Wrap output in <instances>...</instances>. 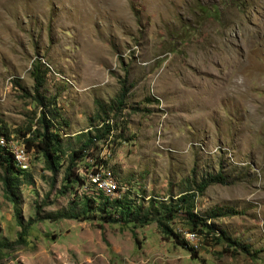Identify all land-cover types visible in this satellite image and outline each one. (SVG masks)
<instances>
[{
	"label": "rangeland",
	"instance_id": "374dc122",
	"mask_svg": "<svg viewBox=\"0 0 264 264\" xmlns=\"http://www.w3.org/2000/svg\"><path fill=\"white\" fill-rule=\"evenodd\" d=\"M42 112L63 138L61 165L25 146L18 205L0 165V264H264V0H0L4 138L23 146ZM102 116L107 139L67 181L70 151L104 128ZM211 174L224 180L195 193V212L234 210L208 218L230 242L189 232L182 213L172 227L188 246L156 221L83 213L87 198L175 200Z\"/></svg>",
	"mask_w": 264,
	"mask_h": 264
},
{
	"label": "trees",
	"instance_id": "16d2710c",
	"mask_svg": "<svg viewBox=\"0 0 264 264\" xmlns=\"http://www.w3.org/2000/svg\"><path fill=\"white\" fill-rule=\"evenodd\" d=\"M31 74L34 77L36 89L40 90L44 84L43 82L45 81V72L42 70V66L39 61L33 64V70ZM125 90L126 88L124 89L123 87V90L117 98V106L115 107L114 105H111V110L119 111L122 109ZM102 110V112L105 114V108H102ZM102 117L104 128L98 129V132L95 135L87 133V138L83 140V145L70 151V162L67 166L65 176L67 181L69 180L71 182V177L78 176L77 163L78 161L85 159L86 156L93 154L90 150H88V148L95 143L96 139H107V135H109L112 125L109 121L106 123V120L110 119L109 116H107L108 118H104V116ZM38 122L40 123L39 129H32L31 126L28 128V133L32 131V135H30L28 138H25L24 135L25 142L23 146H26L28 150L35 149L36 152L41 153L46 159L47 165L50 167V169H56L61 165V154L64 152L60 146L63 138L59 133L51 132L53 124L46 117L45 112H42ZM6 133L7 132L4 131V128L1 126L0 137L5 136ZM108 143L109 142L106 144ZM8 147H10V149ZM11 148V141H8L6 146L0 144V165L3 166L5 171L2 178L5 194L7 195L8 199H10L14 204L18 205V188L22 183H24L25 176L28 177L30 174L26 171L28 168L24 169L18 165L16 155ZM103 148L104 147L102 145L100 148H98V150H102ZM93 165V172L91 173H99L102 169V163H95ZM86 172L89 173L90 168ZM82 179L85 183H87L84 178ZM223 180L224 177L222 174H211L209 177H204L201 182H195V186L186 187L180 192V196L177 197V199L174 200V198L171 197L168 202H165L164 200H151L147 207H145L143 203L135 204L127 194H125L123 197L116 198L105 196L103 201L99 204H97L94 199L87 198L84 202L83 213L96 210L99 212L100 217L106 221L121 220L126 223H133L134 227L144 226L156 221L164 238L171 237L174 238L175 242L188 246L189 243L183 239L181 235L172 227V222L174 219L180 213H182L186 216L185 222L189 232L201 234L207 238L213 237L218 242L223 239H228L230 242V236H228L225 231H222L219 235L216 234L215 227L213 223L209 222V219L219 216L222 217L226 215H232L235 213L234 210H227L223 207H217L211 210L209 214L205 216L199 215L195 212V193H203L208 184ZM94 183L96 184L98 181ZM117 188L118 186L116 185L114 190ZM97 189H99L98 186ZM99 190L104 189L100 188ZM106 195L110 194L107 193ZM116 216H118V218ZM71 217L77 218L78 216L73 215ZM133 235L135 238L137 237L135 232H133ZM20 236L23 237L21 233ZM243 248L246 251L248 249L247 246H243ZM188 249L193 252L195 251L193 247H189Z\"/></svg>",
	"mask_w": 264,
	"mask_h": 264
},
{
	"label": "bare ground",
	"instance_id": "6f19581e",
	"mask_svg": "<svg viewBox=\"0 0 264 264\" xmlns=\"http://www.w3.org/2000/svg\"><path fill=\"white\" fill-rule=\"evenodd\" d=\"M7 140L4 138V136H2V137H0V144L1 145H3V146H6L7 145ZM11 144H12V150L14 151V153H15V155H16V159H17V161H18V165L20 166V167H23L24 169H26L27 168V166L24 164L25 162H24V159H25V157H26V153L28 154V152L26 151V149H25V147L24 146H20L18 143H16V142H14V141H11ZM14 146H18L19 148H21L22 149V152H23V155H24V157H20V153L21 152H18V151H16L15 149H14ZM9 149H10V147H8ZM17 149V148H16ZM28 164V163H27ZM91 175L92 176H97V177H100V172L99 173H91ZM100 181H103V180H101V178H99V180H98V183H100ZM109 183H111V182H109ZM116 185L115 184H113V185H111V187H115ZM108 187H110V185L108 184Z\"/></svg>",
	"mask_w": 264,
	"mask_h": 264
},
{
	"label": "built area",
	"instance_id": "2783aa9c",
	"mask_svg": "<svg viewBox=\"0 0 264 264\" xmlns=\"http://www.w3.org/2000/svg\"><path fill=\"white\" fill-rule=\"evenodd\" d=\"M20 157H24V155L22 154V152L20 153Z\"/></svg>",
	"mask_w": 264,
	"mask_h": 264
}]
</instances>
